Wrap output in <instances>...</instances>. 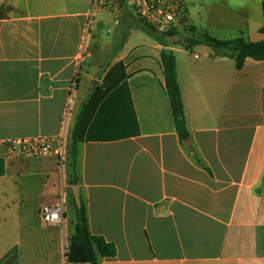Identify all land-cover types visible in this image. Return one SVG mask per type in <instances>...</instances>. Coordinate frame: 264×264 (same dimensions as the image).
<instances>
[{
	"label": "crops",
	"instance_id": "obj_1",
	"mask_svg": "<svg viewBox=\"0 0 264 264\" xmlns=\"http://www.w3.org/2000/svg\"><path fill=\"white\" fill-rule=\"evenodd\" d=\"M100 1L92 10L94 0H0L12 6L0 18V141L63 137L66 156L82 110L76 171L88 229L116 249L98 253V264H264V60L237 68L209 48L169 47L187 146L164 87L162 45L151 34L129 45L126 29H143L132 6ZM183 1L189 22L215 38L264 40L263 0ZM105 24L112 35H101ZM3 161L0 177L16 181L2 184L0 200L15 196L27 239L0 238V264H89L66 262L75 213L65 162ZM62 186L64 220L45 247L40 208L58 203Z\"/></svg>",
	"mask_w": 264,
	"mask_h": 264
},
{
	"label": "trees",
	"instance_id": "obj_2",
	"mask_svg": "<svg viewBox=\"0 0 264 264\" xmlns=\"http://www.w3.org/2000/svg\"><path fill=\"white\" fill-rule=\"evenodd\" d=\"M11 10L12 6L10 4L0 2V18L8 16ZM262 10L264 17V0L262 2ZM135 17L143 30L153 35L162 45L160 48V63L162 66L164 87L168 95L176 133L182 141L189 138V131L187 128L182 94L177 79L175 55L171 48L166 49V47L181 45L186 48H193L204 45L210 49L211 56H226L233 58L237 68H240L244 64L247 57L264 60V40L250 41L243 35L230 39H218L206 31L197 29L185 18L181 23L163 32H158L153 26L137 15H135ZM261 30L264 31V26ZM96 90L97 87L94 89V92ZM82 105L84 106V103ZM81 112L82 110H80L76 117L71 134L70 149L64 160L71 186L78 184L79 181L76 165L78 141L83 138L84 115L83 113L81 114ZM4 171V161L0 158V175H2ZM68 190L71 192V187H69ZM72 200L75 213L74 232L66 248V262L98 264V253L103 256H113L116 252L115 245L111 242H107L104 237L100 235H93L90 233L84 203L82 202L81 206L77 207L74 197H72Z\"/></svg>",
	"mask_w": 264,
	"mask_h": 264
},
{
	"label": "built area",
	"instance_id": "obj_3",
	"mask_svg": "<svg viewBox=\"0 0 264 264\" xmlns=\"http://www.w3.org/2000/svg\"><path fill=\"white\" fill-rule=\"evenodd\" d=\"M129 3L135 15L149 23L158 32H163L187 19L183 0H114L116 6ZM101 4L94 0L92 10ZM90 23V22H89ZM3 147L0 158L18 156L55 155L61 164L65 160V140L63 137L46 135H26L0 141ZM65 186H62L60 201L56 204H44L40 208V217L48 225L61 224L65 213Z\"/></svg>",
	"mask_w": 264,
	"mask_h": 264
},
{
	"label": "rangeland",
	"instance_id": "obj_4",
	"mask_svg": "<svg viewBox=\"0 0 264 264\" xmlns=\"http://www.w3.org/2000/svg\"><path fill=\"white\" fill-rule=\"evenodd\" d=\"M96 8H97V6H96ZM103 11H105L104 8H103ZM133 18H135V16ZM97 21L98 20L95 17L94 23L97 24ZM127 31H130V33H131V35L129 37V41H128L129 45L143 43L144 40L151 39V37H150L151 35L149 36L148 35L149 33H147L145 30H143L141 28H133V27L129 26L125 32H127ZM113 33H114V29L107 31V25L105 24L104 26H102V28H101V35L102 36L112 35ZM118 47H119V44L116 47L117 50L119 49ZM199 48L202 50H208V47L203 46V45L198 46L197 50H199ZM108 62H109V60H108ZM108 62L105 63L104 67L106 66V64ZM104 67H102V68H104ZM91 85H90L89 89L91 88ZM89 89L85 93L84 97H82V100L87 97V93H88ZM65 148H66V143H65ZM15 181H16V179L14 177H9V175L1 176L0 177V188L2 186H4V185H2L3 183H6L7 188L9 187V184L12 187H14ZM9 188H11V187H9ZM14 200H15V196H12V197L8 198L7 200H0V212L3 213L1 215V218H0V238L1 239H10L11 241H15L16 239H18L17 246H23L24 245L23 243H24L25 239H27V237L23 236V233H22V231L24 230L23 227L19 230V221H18V217H17L18 211H17V206H16ZM40 222H41V225H38L37 229L42 230L44 233H46V235L42 237V239H43L42 241H43L44 246L45 247L47 245L48 246H54V238H51V234H54V228L55 227L46 224L43 220H41Z\"/></svg>",
	"mask_w": 264,
	"mask_h": 264
},
{
	"label": "water",
	"instance_id": "obj_5",
	"mask_svg": "<svg viewBox=\"0 0 264 264\" xmlns=\"http://www.w3.org/2000/svg\"><path fill=\"white\" fill-rule=\"evenodd\" d=\"M166 49H169V47H166ZM97 80H94L92 85H91V88L89 89L88 93H87V96L90 95L91 91L95 88V85H96V82ZM184 143L187 145V146H190V140L189 138L185 139L184 140ZM72 189V194H73V197H74V200H75V203H76V206L77 207H80L81 204H82V200H81V196H80V187L78 184H75V185H72L71 187Z\"/></svg>",
	"mask_w": 264,
	"mask_h": 264
}]
</instances>
